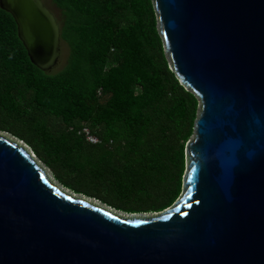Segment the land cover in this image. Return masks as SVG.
<instances>
[{
	"label": "water",
	"instance_id": "95a60500",
	"mask_svg": "<svg viewBox=\"0 0 264 264\" xmlns=\"http://www.w3.org/2000/svg\"><path fill=\"white\" fill-rule=\"evenodd\" d=\"M164 51L198 99L184 191L125 217L56 187L0 136V264H264V0H153ZM32 65L60 55L41 0H0Z\"/></svg>",
	"mask_w": 264,
	"mask_h": 264
},
{
	"label": "trees",
	"instance_id": "16d2710c",
	"mask_svg": "<svg viewBox=\"0 0 264 264\" xmlns=\"http://www.w3.org/2000/svg\"><path fill=\"white\" fill-rule=\"evenodd\" d=\"M52 3L67 56L48 73L31 64L0 8V134L75 195L127 215L170 209L198 99L169 68L153 0Z\"/></svg>",
	"mask_w": 264,
	"mask_h": 264
},
{
	"label": "rangeland",
	"instance_id": "374dc122",
	"mask_svg": "<svg viewBox=\"0 0 264 264\" xmlns=\"http://www.w3.org/2000/svg\"><path fill=\"white\" fill-rule=\"evenodd\" d=\"M43 2V4L48 7L50 9V11L54 14V15H57L58 13V9L55 7V5L52 3V0H41ZM66 56H67V47L61 42L60 44V55H59V58H58V61H57V64L56 66L52 69L51 72H57L59 71L65 64V61H66ZM0 136L8 139L9 141H12V142H15L16 145L20 148H25L27 150H29V152H32L25 144H23L22 142H19L18 140L16 139H13L11 138L9 135H3V134H0ZM33 153V152H32ZM35 158V159H34ZM33 159L35 161V163H37L36 165L39 167V168H44V170L46 171V174L49 178V180H51L52 182H54V184L58 187V188H61V186L52 178V175L50 173V171L38 160V158L33 154ZM41 166V167H40ZM185 167H187V160H186V157H185ZM185 171H186V168H185ZM186 173V172H185ZM184 173V174H185ZM185 176V175H184ZM184 188V186H183ZM183 190L181 191V194H182ZM77 195H81V194H77ZM83 196V195H82ZM84 199H86L87 201H93L92 204H96L97 206H101L102 208H105V209H109L110 211H114L113 209L109 208V207H106L104 205L101 204V202H99L98 200H95L93 198H87L85 196H83ZM178 200V199H177ZM176 204V202H175ZM174 206V205H173ZM120 213V212H119ZM131 216H135V217H150L149 215H128V216H125V217H131Z\"/></svg>",
	"mask_w": 264,
	"mask_h": 264
},
{
	"label": "built area",
	"instance_id": "2783aa9c",
	"mask_svg": "<svg viewBox=\"0 0 264 264\" xmlns=\"http://www.w3.org/2000/svg\"><path fill=\"white\" fill-rule=\"evenodd\" d=\"M82 133L84 134L86 140L92 144L97 142V139L91 135L88 134L86 130H82Z\"/></svg>",
	"mask_w": 264,
	"mask_h": 264
},
{
	"label": "bare ground",
	"instance_id": "6f19581e",
	"mask_svg": "<svg viewBox=\"0 0 264 264\" xmlns=\"http://www.w3.org/2000/svg\"><path fill=\"white\" fill-rule=\"evenodd\" d=\"M8 140V139H7ZM15 143V142H14ZM16 144V143H15ZM35 159V158H34ZM37 164V163H36ZM41 167V166H40ZM41 169H43V171H44V173H45V175L47 176V174H46V171L44 170V168H42L41 167ZM51 181V180H50ZM53 184H54V182H52ZM55 185V184H54ZM56 186V185H55ZM57 187V186H56ZM91 202V201H90ZM93 202V201H92ZM95 204H96V202H95Z\"/></svg>",
	"mask_w": 264,
	"mask_h": 264
}]
</instances>
